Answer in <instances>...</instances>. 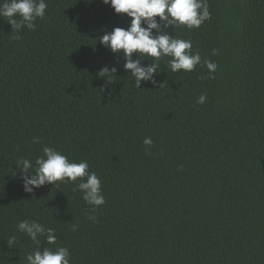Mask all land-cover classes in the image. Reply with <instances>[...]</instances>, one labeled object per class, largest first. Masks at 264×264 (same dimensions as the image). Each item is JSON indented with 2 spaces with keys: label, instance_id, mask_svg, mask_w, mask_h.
<instances>
[{
  "label": "trees",
  "instance_id": "1",
  "mask_svg": "<svg viewBox=\"0 0 264 264\" xmlns=\"http://www.w3.org/2000/svg\"><path fill=\"white\" fill-rule=\"evenodd\" d=\"M45 2L34 30L0 17V264H28L23 220L53 229L56 244L41 235L39 247L68 248L70 264H264V0H207L199 28L169 27L218 67L173 73L164 57L157 83L139 89L99 42L129 27L126 14ZM45 146L86 160L105 204L93 211L79 179L26 192L15 163L29 159L34 174Z\"/></svg>",
  "mask_w": 264,
  "mask_h": 264
},
{
  "label": "clouds",
  "instance_id": "2",
  "mask_svg": "<svg viewBox=\"0 0 264 264\" xmlns=\"http://www.w3.org/2000/svg\"><path fill=\"white\" fill-rule=\"evenodd\" d=\"M102 2L110 5L115 13L126 14L130 18L127 29L116 27L111 32H105L99 37V42L114 54L123 55L125 59L123 67L135 78L136 88H140L141 82L150 81L153 85L157 83L154 74L158 73V62L164 57L170 58L166 65L173 73L180 70L191 72L197 65L206 66L210 74L216 71L218 67L216 63L207 58L202 62L199 52H192L191 40L174 38L166 31L169 27L177 26L199 28L203 22L210 19L207 0H102ZM47 7L45 0H3V3H0V17L6 18L12 30L15 29L16 32L25 27L34 30L35 21L45 17ZM134 53L138 54L139 58L133 59ZM218 54V49H213V55ZM145 57H151L152 63L143 65L141 58ZM116 71L115 67L109 69L105 66L99 70L98 75L112 82ZM205 100L206 96L200 95L197 103L203 104ZM34 142L39 143V138ZM143 143L145 146H151L153 141L146 137ZM15 165L22 174L21 179L26 192L31 193L35 188L45 184L55 186L58 181L75 182L79 179L77 190L83 193L82 199L87 204L94 206L93 211L106 202L101 194V180L95 172L89 171L86 160L78 163L70 161L59 150L45 146L43 155L35 160L34 174L30 171L33 163L29 159L21 158ZM75 227L73 225L72 230H75ZM17 228L36 245L26 257L28 264H70L68 248L57 247L53 250L45 247L41 250L39 247L38 237L41 235H46L48 244H56L57 237L53 229H46L38 221L28 220L20 221ZM15 240L16 237L13 236L7 244L11 246Z\"/></svg>",
  "mask_w": 264,
  "mask_h": 264
}]
</instances>
